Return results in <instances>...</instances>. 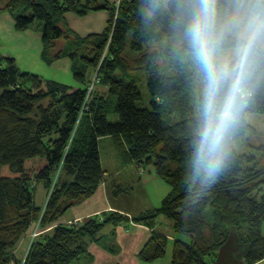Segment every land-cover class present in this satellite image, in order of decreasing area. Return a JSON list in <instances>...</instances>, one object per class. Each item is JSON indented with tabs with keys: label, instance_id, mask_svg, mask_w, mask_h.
Masks as SVG:
<instances>
[{
	"label": "trees",
	"instance_id": "1",
	"mask_svg": "<svg viewBox=\"0 0 264 264\" xmlns=\"http://www.w3.org/2000/svg\"><path fill=\"white\" fill-rule=\"evenodd\" d=\"M187 7V0H117L112 5L100 0H0V13L11 14L15 30L24 32L42 22L48 64L53 61H48L49 54L54 60L63 55L76 58L79 48L69 54L64 48L53 52L62 39H73L91 54L81 57L82 72H74L77 84L24 71L16 59L0 56V264H69L83 255L90 258V243L105 241L102 231L107 225L132 220L154 227L159 215L172 221L174 231L191 238H173L172 264H209L206 258H216L233 227L241 242L250 245L245 263L264 259V163L255 152H240L235 145L252 129L247 116L264 114V60L257 64L243 107L227 133L223 161L211 171L199 143L204 74L199 68V76L184 63L165 74L158 63L164 40L173 50H190L179 23ZM256 7L255 0H218L224 50L236 49ZM99 10L109 11L101 34L81 38L60 25L69 12L84 17ZM132 53L141 57H133L136 69L147 72L152 108L138 104L142 92L135 78L128 81ZM89 68L98 70L92 83L84 73ZM198 77L204 90L197 95ZM98 82L106 90L95 92ZM112 110L119 116L117 122L108 119ZM174 114L179 121L173 122ZM105 136L113 139L124 161L152 166L172 191L159 208L132 219L105 211L83 224L59 223L103 183L100 139ZM256 149L264 156V146ZM38 184L48 194L42 205L35 198ZM122 191L116 186V195ZM37 227L45 230L36 235ZM28 236L26 257L19 258L16 249ZM170 240L153 231L140 259L165 257Z\"/></svg>",
	"mask_w": 264,
	"mask_h": 264
},
{
	"label": "rangeland",
	"instance_id": "2",
	"mask_svg": "<svg viewBox=\"0 0 264 264\" xmlns=\"http://www.w3.org/2000/svg\"><path fill=\"white\" fill-rule=\"evenodd\" d=\"M100 1H102V2L108 1V3L111 5L117 2V0H100ZM5 2H6V0H3V3H5ZM4 12L0 13V40H1L0 49L2 48V50H0V56L14 58L12 55L6 56V54H4L3 52H5L8 49V47H11V46L14 47L15 42L22 45L23 44L22 39L24 38V33L15 30L14 20H13L11 14L8 12V15H2ZM98 17H95V18H98ZM89 20L90 19H84L81 16L79 17V19L73 20V19H70L69 14H67V16L65 15L61 19L60 25L62 27L69 29L70 32H72V34L74 36H78L81 38L88 36L89 34H91V32L101 34L105 30V26H107L106 23H100L98 19L91 21V23L88 22ZM41 30H42V22L36 21L33 24L32 29H29L30 35H28V36H30L32 44L30 46H27V47L15 49L19 52V57H20L19 63L23 69L24 68H27V69L32 68V66L29 65V63L32 62V60L34 59V53H32V52L30 53V50L34 49V42L35 41L38 42L39 40L42 39V31ZM15 31L19 32L18 34H20L19 40L16 39V35H15L16 32ZM166 42L167 41L164 40L163 42L159 43V46L163 49V56H161L158 60V63L160 64V68H161L162 73L172 74L175 70L174 65H177L178 63H184V64H187L191 70L197 72L198 75L200 76L199 66L196 63L195 58L192 56L191 51L190 50L189 51H178L177 49L173 50L172 48L169 47V45L166 44ZM42 45L44 48L43 43H42ZM156 46L157 45H155L154 47L149 46L148 54H150V52L152 53L153 50L156 48ZM74 48H79L78 54L76 55L75 59H72L71 57L63 55L61 57L62 60L60 58H59L60 60L59 59L54 60L53 57L51 56V54H49L47 56L48 61L50 59H52L53 61L50 64H48L45 61L46 58L44 57V55H42V58L44 59V62L46 63V65H48V67L51 68L50 71L47 72L48 73L47 75H51L50 76L51 78H49V79L61 81V82L66 83V84H77L74 72L77 70H80L82 72V68L81 67L79 68V65H80V62L84 61V60L81 57L83 55H91V54H89V52L87 50L82 48V45L78 46L76 43L73 42V39H69V38L60 40L56 46V49L53 50V52L57 53V52H59V50L63 49L65 53L69 54L71 51L74 50ZM132 54L133 55H130V57L132 56L131 60L127 59L129 62V65L127 64L128 67L130 69H133V71L130 72L132 75L128 76V81H132L133 78H135V80L137 81L138 87H139L140 91L142 92V99L138 102V104L141 107L152 108V105H151L152 97H151V93H150L149 88H148L147 72H146V70H144V68L136 69V67L138 65L133 60V57L135 59H141V57H138V55H140V54H138V55L135 53H132ZM223 55H224L225 59L232 61L236 56L235 49L224 50ZM64 58H66V59H64ZM14 59H16V58H14ZM16 61H17V59H16ZM17 63H18V61H17ZM55 64L57 67L55 66ZM58 66L65 67L67 69V74L65 72L63 73L62 70L60 68H58ZM73 67H74V70H73ZM127 70L129 72V69H127ZM57 71H59L60 73L56 74ZM97 71L98 70L94 71L93 68H89L86 70L84 69L85 76L89 82L90 81H91V83L94 82V78L97 74ZM29 72H31V70ZM104 75H105V70H103L101 72V75H100L101 78H103ZM197 83L198 84L196 87V91H197L196 94L198 95L199 90H204V87H203V84L201 81V77H198ZM103 85L104 84L99 83V82L96 83L95 92H97L98 90L101 92L106 90V88ZM2 91H3V89H0V94L2 93ZM108 119L110 122H117V120L119 119V116L114 110H112V111H109ZM247 119H248V122L252 125V129L250 131H248L243 137H241L240 139L235 141L236 148L240 152H247V153L255 152L257 157L260 159V161L262 163H264V156L262 154V151L256 149L258 147L264 146V114H250L247 116ZM179 120H180V118H179L178 114H174L173 115V122H177ZM100 151H101V156H102V161H103V168L105 170L104 180L109 179L111 183L114 182V179L123 180L126 173L129 172V169L137 170V168H136V167H138L137 163L133 162V164H128L131 161H125L124 162V160L118 154L117 149L115 147V143L110 136H105L102 138V140L100 141ZM121 162H123V164H126V165H122ZM120 163H121V166H120ZM138 168H139V170H140V168H142L140 171L142 172V174H146L145 176L142 175V179L147 177V176H148L147 178H149L150 173L147 172V170H146L147 167L143 166V167H138ZM165 184L168 186L166 190L170 189V185L166 182H165ZM143 188L152 197V194H151L152 186L143 185ZM137 192L141 193L140 190H138V189H137ZM138 193L136 196L138 198V202H140L141 200H140V196ZM114 195L115 194L113 193V196ZM35 198H36V202L39 205L46 203V201L48 199L47 191L44 189V187L41 184L37 185V188L35 190ZM117 205L120 207L130 208V210L133 211L134 213H138V211H139V210H137L138 204H134L133 202H128V201L124 200L123 198L117 202ZM109 211L121 213V212L116 211V210H109ZM211 211H212V209L209 207L207 209V217H210ZM121 214H123V213H121ZM126 217H128V216H126ZM136 217H137V215H136ZM159 217L163 218L162 221H160ZM86 221H88V220L78 222L77 224H81V223L83 224ZM156 222H157L158 229L167 233V234H165V235H167V237H169V235H168L169 233H174L177 235L178 238H181L182 240L187 239L186 235H183L179 232L174 231V229L170 226V224L172 222L168 217H166L164 215H159L156 219ZM110 226H112V225H110ZM109 228H110L109 226L105 227L103 232L104 233L107 232V230ZM44 230L45 229L41 230L39 227H37L35 229L36 235L38 233H40V231H44ZM207 234H208V232H207ZM105 235L107 236V234H105ZM106 238L107 237L104 238L105 241H106ZM24 239H25V241H23V239L21 241L22 243H24V245H23L24 247L22 246L23 249L18 247V249H17L18 252L16 251V254L19 258L26 257V253L28 252V246L30 245V237L28 236ZM170 239L171 240H170L169 245L167 247V254L165 257L160 259L162 261L159 260L155 263H152V262L146 263V262L140 261V264H170V259H171L172 250H173V238L170 237ZM217 252H216V254H217ZM126 256L128 258H130L129 254ZM110 257L115 258V259L118 258L117 256H110ZM214 259H216L215 256L213 258L207 257L206 261L209 264H213L215 261ZM90 261H91V259L89 257H87L86 255H83V257H81L80 259L73 260L69 264H89Z\"/></svg>",
	"mask_w": 264,
	"mask_h": 264
},
{
	"label": "clouds",
	"instance_id": "3",
	"mask_svg": "<svg viewBox=\"0 0 264 264\" xmlns=\"http://www.w3.org/2000/svg\"><path fill=\"white\" fill-rule=\"evenodd\" d=\"M217 3L218 0H187L188 7L179 21L206 80L199 143L211 171L223 161L227 133L243 107L257 64L264 60V0H255L256 10L235 49V63L223 55L224 32L217 25Z\"/></svg>",
	"mask_w": 264,
	"mask_h": 264
},
{
	"label": "crops",
	"instance_id": "4",
	"mask_svg": "<svg viewBox=\"0 0 264 264\" xmlns=\"http://www.w3.org/2000/svg\"><path fill=\"white\" fill-rule=\"evenodd\" d=\"M67 14H69V18L73 20H77L80 17L72 12H69ZM2 15H8V12H4ZM82 18L90 19L88 21L89 23H91V21L98 19L100 23H106L107 25L109 19V11L107 10L93 11L89 13L87 16ZM18 33L19 32H16L15 34L17 40L20 39V34ZM22 33H24V38L22 39L23 42L22 45L15 42L14 47L12 46L8 47V49L5 52L2 51L4 54H6V56L12 55L14 58H16L19 66H20L19 52L15 49L27 47L32 44L30 36H28L30 35L29 30ZM42 43H43L42 39L39 40L38 42L35 41L34 49L30 50V53L31 52L34 53V59L32 60V62L29 63V65H31L32 68L23 69L21 66L20 68L24 71L31 70V72H34L39 75H43L47 78H51L50 77L51 75H47L48 74L47 72L50 71L51 68H49L48 65H46L44 59L42 58L43 50H44ZM0 50H2V48ZM58 68H60L63 73L65 72L67 74V69L65 67L58 66ZM57 73L60 72L57 71L56 74ZM101 140L102 139H100V141ZM101 162L103 166L102 156H101ZM121 163L122 165H126L123 164V162ZM128 164H133V161H131ZM136 168L137 170L129 169V172L126 173L123 180L114 179V182L111 183L109 179L108 180L105 179L93 196L71 207L66 212V214L60 219L59 223L77 224L78 222H82L92 216H95L97 214L99 215L109 210L119 211L125 214V216H128L129 218L132 219L136 217V215L139 216L145 212L159 208L162 205V202L165 199V197L172 191L171 186L170 189L166 190L168 186L165 184L163 179L158 176V174L156 173L155 169L152 166H148L146 168L147 172L150 173L149 178H147L148 177L147 176L143 179H142V175L145 176L146 174H142L139 168L138 167ZM143 185L152 186L151 189L152 197L145 191ZM116 186H120L123 189V191L120 192L118 195L115 194ZM137 189L140 190L141 193H138ZM113 193L115 194L114 196ZM137 193L140 196V200H141L140 202H138V198L136 196ZM122 198L128 202H133L134 204H138L137 206V210H139L138 213H134L133 211L130 210V208L118 206L117 202ZM159 219L160 221H162L163 218L159 217ZM107 226L110 227L107 230V232L104 233L102 231L103 235L107 234L106 242L94 241L89 245L88 251L89 254L91 255L90 257L91 261L89 264H140V261L142 260L139 257V252L143 248V246L149 241V239L153 234V231H158L167 234L164 231L158 229L156 221L154 227H150L143 223H135L132 220L128 222L122 220L121 223H118L113 226L110 225ZM170 226L173 228L172 223L170 224ZM263 233H264V226H263ZM168 235L171 238H178L177 235L174 233H169ZM187 240H191V238L187 237ZM23 241H25V239H23ZM23 245L24 243L21 242L18 247L23 249L24 247ZM249 247L250 245L248 243L241 242L239 231L237 230V228L233 227L231 228L229 239L218 250L216 259L213 264H246L245 257L249 250ZM128 254L130 258L126 256ZM110 256H117L118 258L115 259V258H111ZM159 260H156L152 263H155ZM170 264H172L171 259H170ZM257 264H264V259L258 262Z\"/></svg>",
	"mask_w": 264,
	"mask_h": 264
},
{
	"label": "built area",
	"instance_id": "5",
	"mask_svg": "<svg viewBox=\"0 0 264 264\" xmlns=\"http://www.w3.org/2000/svg\"><path fill=\"white\" fill-rule=\"evenodd\" d=\"M140 169H142V168H140Z\"/></svg>",
	"mask_w": 264,
	"mask_h": 264
}]
</instances>
